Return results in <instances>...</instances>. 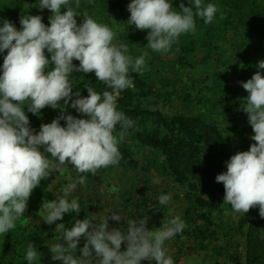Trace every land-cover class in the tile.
<instances>
[{
  "label": "clouds",
  "instance_id": "clouds-1",
  "mask_svg": "<svg viewBox=\"0 0 264 264\" xmlns=\"http://www.w3.org/2000/svg\"><path fill=\"white\" fill-rule=\"evenodd\" d=\"M188 4L181 2L177 10L170 0H131L127 25L147 30L148 49L168 53L182 34L196 31L197 17L210 24L219 11L216 4H205L204 0H188ZM74 5L73 0H39L37 6L51 12L48 25L42 16L27 14L21 16L19 30L7 19L0 27V53L7 51L0 75V234L15 229L34 189L61 166L70 164L78 174L95 175L101 168L118 165V145L134 124L117 109V97L135 87L129 72L140 73L146 68L148 52L134 58L127 44L114 43L116 33L112 28L87 11L78 12L80 0H74ZM77 17L83 18L79 25ZM74 60L79 61L78 66ZM257 68L264 69V60ZM73 72H94L111 91L99 93L86 85V97L79 90L73 93ZM239 83L248 93L241 107L248 116L254 143L249 150L232 155L226 161V171L215 180L223 184V203L234 212L246 214L258 206L264 218V75L258 70ZM69 102L85 118L65 115ZM46 107L59 108L61 114L41 124L37 133L30 127L28 113L38 115ZM117 125L118 136L114 135ZM77 183L84 185L86 176L79 175L78 181L63 187L61 196L43 202L45 223L52 225L66 213H80L77 199H69ZM169 200V195L159 197L161 205ZM109 220L119 222L122 217L114 213L96 223L86 216L76 219L71 228L56 224L55 232L62 234L64 242L60 238L48 245L52 260L62 264H141L145 260L174 264L165 242L185 228L180 216L155 231L146 227L147 216L128 222L125 230L109 229ZM82 237L86 242L77 256ZM122 244H126L123 251ZM40 256L35 244L29 242L27 264H40Z\"/></svg>",
  "mask_w": 264,
  "mask_h": 264
},
{
  "label": "trees",
  "instance_id": "trees-1",
  "mask_svg": "<svg viewBox=\"0 0 264 264\" xmlns=\"http://www.w3.org/2000/svg\"><path fill=\"white\" fill-rule=\"evenodd\" d=\"M38 2L0 0V18H3L0 19V27L3 26V20L7 19L19 30L20 18L27 14L42 16L43 23L48 25L51 12L48 9L41 10L37 6ZM130 2L80 0L77 11H87L114 31V15L124 11ZM170 2L177 10L181 2L190 6L188 0ZM204 3H214L219 8L213 22L205 24L197 17L196 31L182 34L168 53H157L146 47L147 30L114 31L117 32L114 43L127 44L129 54L134 58L144 51L148 52L146 68L140 73L129 72L135 87L123 90L117 97V109L134 122L118 145L121 153L118 166L136 172L145 184L149 182L152 172L156 171L160 176L169 177L179 187L188 204V214L182 217L186 226L175 235L176 243L182 240L181 248L187 240L191 241L189 248L192 252L203 251L210 255L211 261L204 260L206 264H264V218L260 217L258 206L246 214L234 212L230 205L223 203V184L215 180L218 174L226 171V161L232 155L249 150L254 143L250 139L254 133L248 116L241 107L248 93L239 82H246L258 70L264 75V69L257 68L258 62L264 60V0H204ZM76 19L78 25L83 22L82 17ZM6 54V50L0 53V75ZM73 63L79 65L76 60ZM196 72L200 75L206 73L210 77L209 82L206 80L203 86L197 88L199 94L195 101L200 112L168 113L158 107L160 103L166 106L174 100L193 102L191 93L183 92L180 85L185 76L191 78ZM70 80L74 84L73 93L79 90L82 97L88 95L86 85L99 93L111 91L97 80L94 72H73ZM60 103L63 107V101ZM60 114L59 108L50 107L42 109L38 115L28 113L30 127L38 133L41 124L50 123ZM67 114L85 118L71 108L70 102L66 106ZM60 123L66 126L64 120ZM225 124L231 125L234 134L245 144L244 149H236L231 144ZM119 131L117 125L114 135L118 136ZM103 169L106 168L99 169L97 173ZM97 173L79 175L86 176V184L96 186L100 180ZM50 182L42 180L28 201L23 217L36 223H16L15 229L8 234H0L4 235L0 247V264H27L25 250L29 242L35 244L41 253L40 264L47 261L49 247L45 235L48 232L52 234L50 228H54V225L44 222L46 212L41 206L45 200L51 201L61 196L63 187L68 184L64 180L55 189L57 193H53ZM143 192L138 180L131 179L125 191L130 211L144 214L159 224L164 217L169 221L167 208L158 199L144 197ZM74 198L81 207L80 213H66L62 220L56 221L63 223L66 228H71L76 219L82 220L86 216L92 219V197L87 200L79 196ZM43 212L45 215H42ZM224 215L228 216L227 220L222 219ZM57 235L55 242L61 238V234ZM60 242H64L62 238ZM85 242L82 237L77 256L81 255L79 249ZM55 264H62V261H56Z\"/></svg>",
  "mask_w": 264,
  "mask_h": 264
},
{
  "label": "rangeland",
  "instance_id": "rangeland-1",
  "mask_svg": "<svg viewBox=\"0 0 264 264\" xmlns=\"http://www.w3.org/2000/svg\"><path fill=\"white\" fill-rule=\"evenodd\" d=\"M128 6V5H127ZM125 8L122 12H116L114 15L113 21H114V31L118 30H137L134 25H127V21L130 17V12L128 11V8ZM122 16V17H120ZM117 33V32H116ZM191 76V78L185 76L183 78L184 82L180 85V88L183 89V92H189L193 96V102L186 103L185 101H177L174 100L173 102L167 103L165 106L164 104L160 103L158 107L168 113H175L177 111H183L187 113H198L200 112V108L197 106V98L196 96L199 94L198 87L203 86V83L207 80L209 82V75L206 73L203 75L197 74ZM196 99V101H195ZM195 101V102H194ZM227 130H228V136L230 138L231 144L236 149H244L245 144L238 138L230 124H225ZM41 151H43V148H41ZM50 156V153L47 154ZM97 176L100 178V180L97 181V185H79L77 184L76 188L71 193V199L74 197H83L85 200L91 199L92 197V205L94 206L93 210L91 211L92 219L94 218L96 223L101 222L102 220L109 217L111 214H119L122 217V221H113L109 220V229L111 228H118L121 230H125L127 228V224L130 221H136L138 222L140 219L144 218L146 215L144 214H137L135 212H131L126 204V194L125 191H127L128 185L131 182V179H136L139 182L140 188H143V196L149 197V198H155L159 200V197L161 195H169L170 200L167 204L164 206L167 208L169 215L168 218L171 220V217L180 216L182 217L186 216L187 213V202L184 201L183 195L179 190V187L170 180L169 177H163L160 176L156 171L152 172L150 180L147 184L142 182V177H138L136 175V172L133 171H126L124 167L121 166H111L106 169L101 170L97 173ZM138 177V178H137ZM79 174L75 172L74 167H72L70 164H66L61 166V169L59 171H53L50 174V177L47 179L50 186V189L53 191V193H57V187L64 181L67 180L68 183L76 182L78 181ZM87 182V179H86ZM56 189V190H55ZM141 198V195H139ZM76 199V198H75ZM44 213V214H43ZM42 215H45V212H43ZM167 217H164L162 221L159 223L152 222L150 218L148 217L146 227L150 229L151 231L157 230V228L163 226L168 221L166 220ZM222 219L227 220L228 216L224 215L222 216ZM35 220L31 221L28 217H21L16 223H22L23 225H28L34 222ZM56 224L54 223V228L51 227L50 230L52 231V234L48 232L46 234V243L47 246L49 244L55 243L57 234L61 233H55ZM53 233L56 234V236L53 238ZM62 235V234H61ZM4 239V235H0V247L2 245V241ZM124 246H121V250H125L126 244H122ZM182 240L178 241L176 243L175 236L171 238L170 240H167L165 242V250L168 255H170L174 261V264H206L204 260L211 261L210 255H207L205 252H192V250L189 248L191 245V241H186V245L181 248ZM49 247V246H48ZM244 248V247H243ZM182 249V251H181ZM243 250V249H242ZM181 251V252H180ZM181 253V254H180ZM49 254V255H48ZM177 258L178 260H175ZM47 261L43 262V264H55L56 261L52 260V253L49 251L47 252ZM144 264H156L155 261H142ZM141 262V263H142ZM211 264H215L214 262H211Z\"/></svg>",
  "mask_w": 264,
  "mask_h": 264
}]
</instances>
